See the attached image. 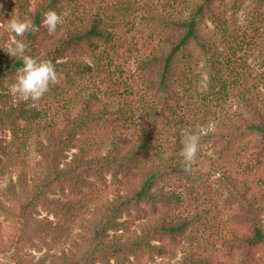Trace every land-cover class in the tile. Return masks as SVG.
Instances as JSON below:
<instances>
[{"label":"trees","instance_id":"obj_1","mask_svg":"<svg viewBox=\"0 0 264 264\" xmlns=\"http://www.w3.org/2000/svg\"><path fill=\"white\" fill-rule=\"evenodd\" d=\"M75 1L0 0V45L14 37L7 30L14 13L39 28L16 39L26 54L55 65L60 83L45 96L61 109L52 115L9 92L22 61L0 47V178L8 175L0 217L13 229L5 242L0 226V255L10 260L0 264H264V0L147 5L142 19L154 35L137 69L146 92L139 102L150 117L148 131L131 140L116 136L129 120L126 105L93 94L67 97L74 80L92 70L86 57L111 40L99 14L48 34L43 14L62 15ZM240 13L256 36L232 37L231 20ZM252 56L258 70L248 64ZM199 65L207 84L196 121L178 109L180 88L192 85ZM198 125L200 145L216 155L228 192L218 259L184 243L208 219L199 206L185 213L182 192L166 187L193 180L194 166L183 170L180 133ZM28 143L37 153L32 160L20 156ZM29 248L43 253L36 258ZM173 251L179 260H155Z\"/></svg>","mask_w":264,"mask_h":264},{"label":"rangeland","instance_id":"obj_2","mask_svg":"<svg viewBox=\"0 0 264 264\" xmlns=\"http://www.w3.org/2000/svg\"><path fill=\"white\" fill-rule=\"evenodd\" d=\"M151 3L165 5L163 0H76L61 15L62 23L69 25L85 14H99L104 19L106 28L111 32V40L103 44L97 52L86 57L92 70L82 75L76 82L74 80L75 86L70 89L67 97L75 93L93 94L102 101L115 102V104L119 102L126 105L129 120L128 123L120 122L123 128L116 133V136L120 137L118 140L139 138L143 131H148L150 116L146 114L139 102L140 97L145 96L146 92L137 66L138 61L146 56L152 47L154 30L148 27L142 19L147 5ZM231 22L232 37L234 35L243 37L244 32L246 36H256L257 32L244 20L242 13L232 17ZM257 62V56H252L248 64L252 69L258 70ZM195 70L196 76L192 85L180 88L182 100L179 102L178 112L197 121L201 120L204 112L202 98L206 90L207 75L202 65L197 66ZM15 98L22 99L18 95ZM33 104L45 107L47 110L51 109L52 115L60 114L61 109L57 106L59 103L52 97L44 95L41 100ZM231 107L234 108L233 102L230 104ZM201 108L203 111L199 115ZM212 126L210 121L208 128L211 129ZM153 135L150 132L147 137H153ZM20 156H26L29 160L37 157L34 144L28 143ZM193 166V180L188 182L171 180L167 182L166 187L182 192L185 200V213L194 212L196 206H199V210L204 212L205 218L208 219L205 225L190 230L184 238V243L189 246H200L218 259L215 243L223 230V223L227 221L223 209L226 206L224 200L228 192L221 187L222 174L218 169V159L209 145H200ZM7 181L8 175L1 177L0 187ZM191 190L195 192L193 195L190 193ZM41 213V216L46 215L45 212ZM50 218L54 219L53 216ZM0 226L5 231L4 240L6 242L8 239L6 233L13 230L12 226L4 217H0ZM26 251L36 258L43 253V251L31 248ZM180 257L181 252L173 251L166 257L156 256L155 260L157 262L176 261ZM0 261L10 260L5 255H0Z\"/></svg>","mask_w":264,"mask_h":264},{"label":"clouds","instance_id":"obj_3","mask_svg":"<svg viewBox=\"0 0 264 264\" xmlns=\"http://www.w3.org/2000/svg\"><path fill=\"white\" fill-rule=\"evenodd\" d=\"M63 18L54 10L43 14L41 26L46 28L48 34L54 35L58 25L62 24ZM7 30L14 33L10 43L0 45L11 57L19 58L22 66L16 70L15 82L10 85L9 92L15 97L19 96L25 101L31 100L33 103L41 100L50 90V87L60 83V74L51 60H40L26 54L27 45L16 37H23L25 33L36 32L39 28L31 21L21 20L15 13L7 22ZM201 126L193 128H184L181 130L182 149L180 155L183 157V170L187 173L193 171V164L196 162V156L200 147L199 132H202Z\"/></svg>","mask_w":264,"mask_h":264}]
</instances>
